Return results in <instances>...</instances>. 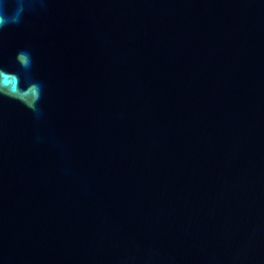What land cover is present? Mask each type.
Listing matches in <instances>:
<instances>
[{
	"label": "water",
	"instance_id": "1",
	"mask_svg": "<svg viewBox=\"0 0 264 264\" xmlns=\"http://www.w3.org/2000/svg\"><path fill=\"white\" fill-rule=\"evenodd\" d=\"M0 21V264H264V0Z\"/></svg>",
	"mask_w": 264,
	"mask_h": 264
},
{
	"label": "clouds",
	"instance_id": "2",
	"mask_svg": "<svg viewBox=\"0 0 264 264\" xmlns=\"http://www.w3.org/2000/svg\"><path fill=\"white\" fill-rule=\"evenodd\" d=\"M0 22H2V21H0Z\"/></svg>",
	"mask_w": 264,
	"mask_h": 264
}]
</instances>
